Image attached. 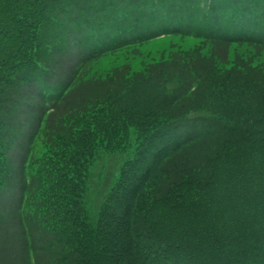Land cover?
I'll return each mask as SVG.
<instances>
[{"label": "trees", "instance_id": "trees-1", "mask_svg": "<svg viewBox=\"0 0 264 264\" xmlns=\"http://www.w3.org/2000/svg\"><path fill=\"white\" fill-rule=\"evenodd\" d=\"M168 33L202 41L87 74ZM14 122L31 130L0 264H264V0H0V189Z\"/></svg>", "mask_w": 264, "mask_h": 264}, {"label": "rangeland", "instance_id": "rangeland-1", "mask_svg": "<svg viewBox=\"0 0 264 264\" xmlns=\"http://www.w3.org/2000/svg\"><path fill=\"white\" fill-rule=\"evenodd\" d=\"M199 42L198 38L193 36H180V35H167L163 37L154 38L145 43H142L134 50L125 54H118L114 56H107L101 60H97L91 64L87 74H91L95 77H103L108 74L112 69L128 67V70L133 73L140 71L144 65L153 63L154 61L160 60L161 56H167L168 52L173 48H180L182 50H190L194 48ZM29 119V118H24ZM18 129V131H17ZM11 133L7 135L8 142V159L10 161L11 170L9 172V178L5 182V187L0 189V211L4 216L11 214L15 210L16 203L19 198L20 182L22 178L21 162L24 145L30 135L31 127L28 124L17 125L16 122L10 126ZM17 131V133H16ZM130 147L128 151L115 154L102 156L98 160L92 169H90L91 175V186L94 193L98 191V187L104 181V175L112 170L114 174L108 179V186L106 188V196L111 191L112 187L116 183L120 169L124 164V161L129 159L130 148L133 144V136L131 135ZM40 149L38 148V151ZM37 151V152H38ZM12 163V164H11ZM96 205L88 207L90 216L93 221H97L99 210Z\"/></svg>", "mask_w": 264, "mask_h": 264}, {"label": "bare ground", "instance_id": "bare-ground-1", "mask_svg": "<svg viewBox=\"0 0 264 264\" xmlns=\"http://www.w3.org/2000/svg\"><path fill=\"white\" fill-rule=\"evenodd\" d=\"M208 29H211V28H208ZM214 28L211 29V31L213 30ZM214 35H218V34H214Z\"/></svg>", "mask_w": 264, "mask_h": 264}]
</instances>
